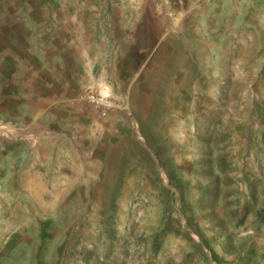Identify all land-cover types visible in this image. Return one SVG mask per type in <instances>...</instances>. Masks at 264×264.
Here are the masks:
<instances>
[{
  "label": "rangeland",
  "instance_id": "374dc122",
  "mask_svg": "<svg viewBox=\"0 0 264 264\" xmlns=\"http://www.w3.org/2000/svg\"><path fill=\"white\" fill-rule=\"evenodd\" d=\"M0 264H264V0H0Z\"/></svg>",
  "mask_w": 264,
  "mask_h": 264
},
{
  "label": "built area",
  "instance_id": "2783aa9c",
  "mask_svg": "<svg viewBox=\"0 0 264 264\" xmlns=\"http://www.w3.org/2000/svg\"><path fill=\"white\" fill-rule=\"evenodd\" d=\"M79 100L93 106L102 116H106L108 111L114 107L111 91L105 86L97 90L85 91L79 95Z\"/></svg>",
  "mask_w": 264,
  "mask_h": 264
},
{
  "label": "crops",
  "instance_id": "0c3cea01",
  "mask_svg": "<svg viewBox=\"0 0 264 264\" xmlns=\"http://www.w3.org/2000/svg\"><path fill=\"white\" fill-rule=\"evenodd\" d=\"M65 61H66V59H65ZM102 85H100L99 87H101Z\"/></svg>",
  "mask_w": 264,
  "mask_h": 264
},
{
  "label": "bare ground",
  "instance_id": "6f19581e",
  "mask_svg": "<svg viewBox=\"0 0 264 264\" xmlns=\"http://www.w3.org/2000/svg\"><path fill=\"white\" fill-rule=\"evenodd\" d=\"M77 101V100H76Z\"/></svg>",
  "mask_w": 264,
  "mask_h": 264
}]
</instances>
